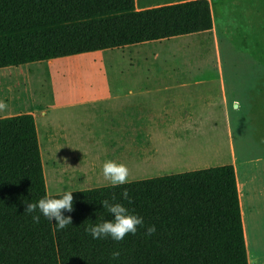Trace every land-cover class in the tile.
<instances>
[{"label": "trees", "instance_id": "trees-1", "mask_svg": "<svg viewBox=\"0 0 264 264\" xmlns=\"http://www.w3.org/2000/svg\"><path fill=\"white\" fill-rule=\"evenodd\" d=\"M210 28L208 0L141 10L134 0H0V68ZM45 195L33 116L0 118V264H248L232 164L73 191L72 224L59 231L23 213ZM104 199L155 233L93 239L85 225L111 219Z\"/></svg>", "mask_w": 264, "mask_h": 264}, {"label": "crops", "instance_id": "crops-1", "mask_svg": "<svg viewBox=\"0 0 264 264\" xmlns=\"http://www.w3.org/2000/svg\"><path fill=\"white\" fill-rule=\"evenodd\" d=\"M208 1L207 30L0 68V118L33 116L48 195L106 186V159L128 181L232 164L243 231L263 226L264 151L236 147Z\"/></svg>", "mask_w": 264, "mask_h": 264}, {"label": "rangeland", "instance_id": "rangeland-1", "mask_svg": "<svg viewBox=\"0 0 264 264\" xmlns=\"http://www.w3.org/2000/svg\"><path fill=\"white\" fill-rule=\"evenodd\" d=\"M212 1L236 147L264 151L253 141L255 134L264 140V0ZM257 224L249 236L250 264H264V224Z\"/></svg>", "mask_w": 264, "mask_h": 264}, {"label": "clouds", "instance_id": "clouds-1", "mask_svg": "<svg viewBox=\"0 0 264 264\" xmlns=\"http://www.w3.org/2000/svg\"><path fill=\"white\" fill-rule=\"evenodd\" d=\"M5 105L0 102V108ZM102 175L109 187H117L128 183V168L122 163L114 159H106L102 164ZM73 190H65L54 196L45 195L35 202L26 201L24 212L31 216L33 223H40L41 216L54 224L55 230H63L72 224L71 213L73 211ZM122 196L127 199V190L122 191ZM107 213L111 215V219H101L98 223L85 225V231L91 235L93 239L111 238L113 241H121L126 235L135 234L139 227H144L145 234L150 236L156 231L155 225L145 226L142 216L135 214L128 207L120 202H111L104 199L100 202ZM55 221V222H53ZM112 257L118 259L120 251L114 250Z\"/></svg>", "mask_w": 264, "mask_h": 264}, {"label": "bare ground", "instance_id": "bare-ground-1", "mask_svg": "<svg viewBox=\"0 0 264 264\" xmlns=\"http://www.w3.org/2000/svg\"><path fill=\"white\" fill-rule=\"evenodd\" d=\"M245 233V243H246V248H247V254H248V261H249V264H250V258H249V254H250V246H251V240H249V236H248V232H247V229L246 231L244 232Z\"/></svg>", "mask_w": 264, "mask_h": 264}]
</instances>
